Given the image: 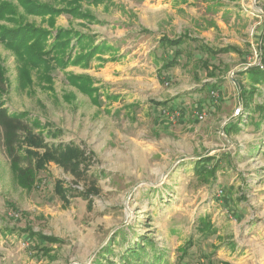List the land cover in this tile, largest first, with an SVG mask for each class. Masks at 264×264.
<instances>
[{"label":"rangeland","instance_id":"rangeland-1","mask_svg":"<svg viewBox=\"0 0 264 264\" xmlns=\"http://www.w3.org/2000/svg\"><path fill=\"white\" fill-rule=\"evenodd\" d=\"M83 7L101 22L62 14L56 26L118 47L116 60L108 53L86 71L66 70L90 74L101 105L61 69L52 83L32 73L21 87L16 55L0 43L9 110L26 113L46 144L82 149L78 168L48 160L27 189L11 169L0 125V264H111L112 254L100 256L106 244L116 237L117 252L135 235L153 240L165 264H264V84L255 85L245 118L233 117L242 99L237 81L254 87L243 67L261 46L264 52V0H84ZM28 20L48 26L40 16ZM185 33L189 39L173 51L160 46L162 35ZM204 45L235 48L211 53ZM177 49V64L163 68ZM208 155L219 166L206 182L195 161ZM87 192L90 203L79 196ZM201 217L215 233L199 229ZM29 228L61 242L31 240Z\"/></svg>","mask_w":264,"mask_h":264},{"label":"trees","instance_id":"trees-1","mask_svg":"<svg viewBox=\"0 0 264 264\" xmlns=\"http://www.w3.org/2000/svg\"><path fill=\"white\" fill-rule=\"evenodd\" d=\"M63 5L57 6L42 0H0V43L4 47L14 52L18 62L19 78L21 87L25 88L26 81H32V73L37 75L38 80H46L52 83L54 71L61 69L65 71V76L69 84L76 86L81 92L88 95L94 102L101 105L102 101L99 95V86L95 85L96 80L87 73H74L66 71L69 66H80L88 68L92 61L104 63L108 61L105 54H112V59L116 60L115 53L118 47L107 39L99 38L98 34L79 30L73 26L57 27L56 19L62 14L70 15L73 18L84 20L86 23H99L101 20L90 9L83 7L84 0H62ZM88 4L99 5L112 0H85ZM29 16H40L48 22V26L42 23L37 24L28 20ZM188 33L181 34L176 38H168L166 35L160 37L161 47L180 46L185 38L189 39ZM264 41V27L261 32V42ZM211 53L218 51H228L230 48L212 49L204 45ZM262 51L263 67L253 65L247 68V73L254 87L250 91L237 81L241 100L248 107L252 97L256 92V84H264V52ZM180 49L175 50L172 59H167L162 64L163 68H170L177 64L180 55ZM5 67L0 61V125L3 127V141L6 152L10 158L11 169L16 176L19 184L27 189H31L38 181V172L44 169V164L48 160H54L65 167H77L78 157L81 156L82 149L75 146L74 143L67 145L50 146L45 143L42 133H33L32 126L29 123V117L26 113L11 112L6 105L4 95L7 91V80ZM213 74V71L210 72ZM246 95V98H245ZM157 104H167L168 101H158ZM259 110L264 115V107L259 106ZM39 125L40 120L34 119L33 124ZM259 125V123H258ZM39 127V126H37ZM238 130L239 127L232 126L229 130ZM57 131H51V136H57ZM44 149L40 153L39 149ZM25 151V153H23ZM35 158V161L33 160ZM213 156L208 155L195 161L197 172L201 175L202 180L208 182L216 176L218 165L211 166L210 161ZM27 163L23 166L22 161ZM211 178V179H210ZM56 186H58L56 184ZM60 193V189H58ZM84 199L91 202L90 193H79ZM90 205H88L89 207ZM199 229L204 233H215L216 229L210 220L205 217L200 218ZM29 238L42 242H61V239L54 235L33 232L32 229H26ZM141 235H135L131 240L127 239L129 245L115 251L114 244L116 237L110 240L102 249L100 256L112 254L117 261H108L111 264H165L163 252L156 246L153 240L143 241ZM138 240V241H136ZM152 248V253L147 250V246ZM44 253L48 250L41 247ZM144 256H147L144 259ZM142 258V260H141ZM144 259V260H143ZM109 260V259H106ZM94 264H103L101 259H97ZM224 264H229L225 262Z\"/></svg>","mask_w":264,"mask_h":264},{"label":"built area","instance_id":"built-area-1","mask_svg":"<svg viewBox=\"0 0 264 264\" xmlns=\"http://www.w3.org/2000/svg\"><path fill=\"white\" fill-rule=\"evenodd\" d=\"M253 65H259L261 67H263V63H262V57L260 56L259 58L254 59V61L251 62H247L245 63L243 69H247ZM213 95L217 96L218 92L212 91ZM246 112H245V105L243 103V101L241 100L240 102H238L237 107L234 110V115L233 117L238 118V119H242L245 118L246 116ZM199 118H204V114L203 113H199L198 114Z\"/></svg>","mask_w":264,"mask_h":264},{"label":"crops","instance_id":"crops-1","mask_svg":"<svg viewBox=\"0 0 264 264\" xmlns=\"http://www.w3.org/2000/svg\"><path fill=\"white\" fill-rule=\"evenodd\" d=\"M72 67H77V68H79L78 70H80V72L86 71L87 69L91 68V66L88 67V68H82V67H80V66H72Z\"/></svg>","mask_w":264,"mask_h":264}]
</instances>
